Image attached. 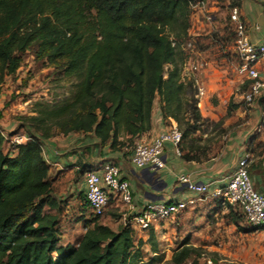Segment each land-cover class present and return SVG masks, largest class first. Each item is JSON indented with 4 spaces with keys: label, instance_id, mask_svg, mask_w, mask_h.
<instances>
[{
    "label": "trees",
    "instance_id": "1",
    "mask_svg": "<svg viewBox=\"0 0 264 264\" xmlns=\"http://www.w3.org/2000/svg\"><path fill=\"white\" fill-rule=\"evenodd\" d=\"M194 1L0 0V84L15 75L28 51L71 82L66 98L38 104L32 115L19 117L17 130L23 133L18 134L30 141L13 149L6 138L15 134L5 138L0 132V264L162 260L157 255L143 261L142 241H137L134 227L113 228L90 212L86 219L85 195L81 210L73 220L66 219L70 227L82 223L84 232L77 244L62 242L60 220L66 218L68 203L57 196L42 142L78 133L94 139L99 149L133 148L135 139L151 129L155 101L161 118L173 120L185 141L195 129L192 120L199 116L194 80L185 82L182 76ZM230 1L238 6V0ZM232 35L228 30L218 43L227 45ZM231 108L229 104V112ZM191 140L183 158L206 157L207 148ZM237 212L242 215L228 208L226 216L240 226ZM154 239L151 231L152 248ZM197 252L184 240L168 264H184L199 256Z\"/></svg>",
    "mask_w": 264,
    "mask_h": 264
},
{
    "label": "crops",
    "instance_id": "2",
    "mask_svg": "<svg viewBox=\"0 0 264 264\" xmlns=\"http://www.w3.org/2000/svg\"><path fill=\"white\" fill-rule=\"evenodd\" d=\"M207 1L209 0H205L202 10L192 13L194 24L189 30L190 40L187 45V51L194 52L200 58L191 57L187 63L197 66L194 78L197 86L203 89V95L197 104L201 116L213 121L214 125H220L226 117L234 112L236 114L234 119L237 123L236 129L226 135L223 150L209 159L202 160L200 157L186 160L183 155L189 153L188 147L181 145L183 150L177 154L170 145H166L162 155L165 167L153 171L147 167L139 169L132 165L131 147L111 150L107 145L99 149L94 146V139L83 134L55 135L42 142L43 157L50 165V175L54 185L58 187L57 196L68 203L64 212L66 219H71L83 206L85 172L106 163L118 165L121 178L129 183L133 204V210L129 215L137 214L145 204L150 202L171 203L194 199V203L188 205L185 211L182 210L171 219L172 221L176 219V222H179L178 226L186 228L187 231L196 224L200 225L201 231L206 230L223 215L229 220L226 216L228 208L225 209L226 207L221 203L219 205V200L213 192L226 184L241 160H247V171L254 190L264 193V90L252 104L247 105L243 102L242 96L248 88L249 81L235 73L236 59L232 52L233 35L230 44L222 46L218 43L219 38L228 30L226 31L224 23L220 22L219 16L208 13L216 10L217 7L214 2L209 6ZM227 5L226 0L228 11ZM237 8L246 25L249 41L255 45L264 44V0H238ZM204 14L210 16L211 20H207ZM226 23L231 25L228 17ZM204 31H207V40L205 39L206 44H203L209 45V41L215 43L220 60L215 61L208 57L203 45L202 50L195 51L197 44L191 36H199ZM201 40V43L204 42V39ZM258 71L261 79L264 80V65H259ZM231 103L234 104L233 113L228 112V106ZM171 123L175 122L171 119L165 122L161 118L158 102L155 101L151 113V129L148 133L136 138L134 143L151 142ZM8 131L11 132L10 129ZM0 132L6 135L4 130ZM179 175H187L193 183L207 185L208 191L206 193L188 191L177 181ZM85 210L84 216L89 219L90 213L87 206ZM123 211L124 206L117 197H111L104 219H100V222L115 228L122 224ZM157 224L148 231L135 230L137 241H142L144 262L160 255L155 239L154 248L149 240L151 231L156 237ZM78 225L81 226L80 231L76 239L69 240L71 243L77 244L84 232L82 223Z\"/></svg>",
    "mask_w": 264,
    "mask_h": 264
},
{
    "label": "rangeland",
    "instance_id": "3",
    "mask_svg": "<svg viewBox=\"0 0 264 264\" xmlns=\"http://www.w3.org/2000/svg\"><path fill=\"white\" fill-rule=\"evenodd\" d=\"M212 2L215 3L217 9L208 13L219 16L226 31L232 32L231 25L226 23L229 15V11L226 10V0H209L207 4L211 6ZM199 19L202 20L200 17ZM190 21L192 26L194 24L192 15ZM206 33L207 31H204L201 32V35L198 34L199 36H191L192 39H195L193 40L194 43L197 44L195 51L202 50L203 45L204 50L208 53L207 56L218 61L220 59L218 58V50L214 46L215 43L209 41V45L205 46ZM201 39H204V42L201 43ZM230 43L228 40L227 44ZM187 52L189 56L185 63L190 61L191 57L193 59L200 58L194 52ZM22 59V65L15 75L6 77L4 82L0 84V123H2L0 130H4L6 136L10 133H23L17 130L19 117L32 115L38 108V104H52L63 100L68 96L70 89V80L63 79L59 70L47 66L42 61L34 60L32 51L26 52ZM186 67L188 68V65ZM187 71L184 68L182 70V73L187 74L183 77L184 81H193L190 78L191 73ZM193 86L196 88L195 82ZM231 106L233 107L234 104L231 103ZM196 109L199 116L192 120L195 129L181 145L187 148V145L192 141L191 139L194 138L195 145L207 148L206 157L201 155V159L205 160L221 153L226 135L236 129L237 123L234 120L236 114L231 108L230 111L233 114L226 117L222 124L214 125L213 121L201 116L197 103ZM192 112L193 109H191ZM9 129L11 132L8 131ZM237 215L241 220L240 226L227 220L223 215L222 218L219 217L213 222L212 227L202 231L199 224L187 231L186 228L178 226L179 222H176V219L173 221L166 219L159 222L156 225L155 243L160 255H162V260L155 264H168L173 250L184 240H187L191 247L197 249L199 255L192 256L184 264H264V227L252 228L251 230V226L246 223L242 215L238 212ZM71 219L73 220V217ZM60 223L63 231L61 234L62 242L76 239L81 226L70 227L66 218L61 219ZM245 228L247 230H243Z\"/></svg>",
    "mask_w": 264,
    "mask_h": 264
},
{
    "label": "built area",
    "instance_id": "4",
    "mask_svg": "<svg viewBox=\"0 0 264 264\" xmlns=\"http://www.w3.org/2000/svg\"><path fill=\"white\" fill-rule=\"evenodd\" d=\"M227 3L228 19L233 30L232 52L236 59L235 73L242 79L249 81L242 100L250 105L264 90V80L261 79L258 71V66L264 65V44L255 45L249 41L246 25L238 8L232 6L230 0H227ZM204 4L205 1L196 0L190 4V8L193 12L202 10ZM205 18L211 20L208 15H205ZM183 68L191 73H189L190 78L195 82V98L198 104L199 98L203 95V89L197 86V81L194 78L197 66L193 63H185ZM4 137L6 138L5 135ZM6 140L15 149L31 139L25 134H15ZM181 142L182 135L177 124L171 123L164 132L151 142L135 143L130 155V162L139 169L147 167L153 171L161 170L165 167L162 156L165 146L170 145L177 154H180ZM177 181L190 192L206 193L208 191L207 185L193 183L187 175H179ZM84 195L89 212L93 217L99 219L104 217L111 197H117L124 206L122 224L140 231H148L156 223L173 219L176 213L194 203V199L171 203L150 202L145 204L137 214L129 215L133 210L129 183L121 178L120 167L114 163L102 164L85 172ZM213 195L219 199L222 206L238 209L250 226L254 228L264 227V193L254 190L247 171L246 159L238 163L237 169L231 174L226 184L215 190Z\"/></svg>",
    "mask_w": 264,
    "mask_h": 264
}]
</instances>
